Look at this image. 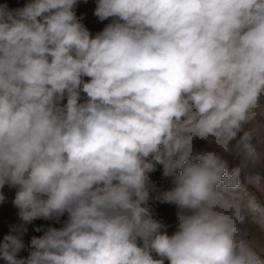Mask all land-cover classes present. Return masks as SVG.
Wrapping results in <instances>:
<instances>
[{"label":"clouds","instance_id":"clouds-1","mask_svg":"<svg viewBox=\"0 0 264 264\" xmlns=\"http://www.w3.org/2000/svg\"><path fill=\"white\" fill-rule=\"evenodd\" d=\"M76 4L0 5V189L18 187L25 222L69 215L26 259L6 235L0 257L264 264V0H97L99 20L117 19L95 37ZM153 161L179 172L163 194L181 209L171 236L143 206Z\"/></svg>","mask_w":264,"mask_h":264},{"label":"rangeland","instance_id":"rangeland-1","mask_svg":"<svg viewBox=\"0 0 264 264\" xmlns=\"http://www.w3.org/2000/svg\"><path fill=\"white\" fill-rule=\"evenodd\" d=\"M30 2L31 0H0V5L6 6L7 10L14 13L17 9L23 8ZM96 6L97 0H77V4L73 8L77 19L91 33L92 37L102 32L105 27L114 23L117 19L115 17H110L103 21L99 20L98 17L94 15ZM82 79L87 82L90 78L83 77ZM87 99V94L81 91L79 102L83 103L87 101ZM66 103L67 96L65 94L64 99L59 101V106L63 107ZM193 143L197 150L208 148L206 142L199 138L194 139ZM225 158L229 161L228 171L230 173L231 169L236 166L239 161L232 155H227ZM148 159H151V157ZM153 163L155 164L154 161ZM258 170L264 174V169ZM178 174L179 172L174 173L172 176H165L163 174V166L155 164V170L148 173L149 181L147 187L149 196L146 204L143 205L148 208L151 218L159 221L163 225L160 231L162 233L166 232L169 236L174 235L179 230L177 214L181 209L175 204L163 202V194L175 187L174 180L175 176ZM241 181L243 184V178H241ZM17 191L18 187H13L8 184H5V186L0 189V193L5 197L3 201H0V242L3 241L6 235H16L23 244V248L17 253L19 256H17V258L26 259L29 256L28 252L30 253L33 250L31 247L32 238L42 237L50 228H63L69 219V215L65 212L58 217L53 216L49 219L37 218L31 222H25L19 216V209L13 204ZM236 191L238 193L240 192L239 189ZM248 192L253 193L254 190L248 188ZM185 212L186 214H190L187 213V210H185ZM137 243L142 246L141 240L138 239ZM152 255L154 259H160L154 252ZM262 259H264V257H262ZM0 264H7V261L0 257ZM164 264H169V261L165 259Z\"/></svg>","mask_w":264,"mask_h":264},{"label":"bare ground","instance_id":"bare-ground-1","mask_svg":"<svg viewBox=\"0 0 264 264\" xmlns=\"http://www.w3.org/2000/svg\"><path fill=\"white\" fill-rule=\"evenodd\" d=\"M26 249H27V248H26ZM23 250H24V249H23ZM21 253H22V252H21ZM26 253H27V252H26ZM26 253H25V254H26ZM29 254H30V253L28 252V255H29ZM17 256H18V255H17ZM26 256H27V255H26ZM18 257H19V256H18Z\"/></svg>","mask_w":264,"mask_h":264}]
</instances>
